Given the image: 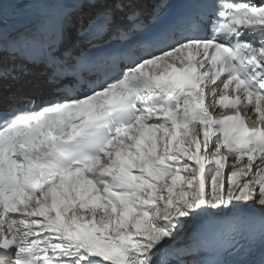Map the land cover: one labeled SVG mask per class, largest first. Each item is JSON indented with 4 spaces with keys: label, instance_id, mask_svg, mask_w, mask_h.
Here are the masks:
<instances>
[{
    "label": "snow or ice",
    "instance_id": "obj_1",
    "mask_svg": "<svg viewBox=\"0 0 264 264\" xmlns=\"http://www.w3.org/2000/svg\"><path fill=\"white\" fill-rule=\"evenodd\" d=\"M126 2L0 0V264H264V0H182L162 26L169 0L116 24ZM9 3L38 11L17 26ZM84 4L79 34L118 43L94 59L61 52ZM5 55L49 95L5 103Z\"/></svg>",
    "mask_w": 264,
    "mask_h": 264
},
{
    "label": "bare ground",
    "instance_id": "obj_2",
    "mask_svg": "<svg viewBox=\"0 0 264 264\" xmlns=\"http://www.w3.org/2000/svg\"><path fill=\"white\" fill-rule=\"evenodd\" d=\"M143 1L147 4V0H138V1H137V6H138L140 9H142V10H144V9L147 8L146 4H145V6L142 5ZM111 6H112V5H111ZM111 6H110V7H111ZM87 7H90V8L87 9ZM96 8H98V7L95 6V9H96ZM95 9H94L93 7H91V6H89V5L86 4V5H84V6L82 7V10H81L77 15L81 14V18H83V16H84L85 13H88V12H91V11L94 12ZM77 15H76V16H77ZM38 82H40V80H39L38 78H35V79L33 78L32 81L30 82V84H28L27 86H23L21 89L17 90L16 93H20L21 90L27 91V90H30V89H32V88L37 89V88H39L40 86H36V87H34L33 84L38 83ZM186 232H187V229H186L185 232L182 233V234H186ZM182 234H181V235H182ZM258 251H259V250H258ZM256 258L258 259L259 256L257 255Z\"/></svg>",
    "mask_w": 264,
    "mask_h": 264
}]
</instances>
